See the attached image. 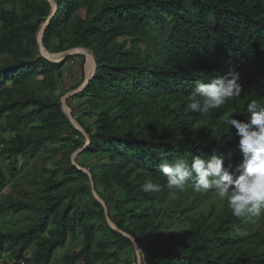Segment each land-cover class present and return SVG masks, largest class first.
Here are the masks:
<instances>
[{"label": "trees", "instance_id": "trees-1", "mask_svg": "<svg viewBox=\"0 0 264 264\" xmlns=\"http://www.w3.org/2000/svg\"><path fill=\"white\" fill-rule=\"evenodd\" d=\"M4 1L12 8L0 9V218L30 221L0 227V264H10L7 253L11 264H132L128 235L148 264H264V214L245 222L215 192L190 186L172 198L159 167L213 152L225 167L240 162L224 118L244 120L247 103L264 104V0H55L45 48L86 50L95 63L67 99L87 137L61 102L83 84L86 57L41 54L50 0ZM229 71L240 75L239 97L185 112L198 81ZM147 177L159 192L140 190ZM72 237L79 247L64 252Z\"/></svg>", "mask_w": 264, "mask_h": 264}, {"label": "clouds", "instance_id": "clouds-1", "mask_svg": "<svg viewBox=\"0 0 264 264\" xmlns=\"http://www.w3.org/2000/svg\"><path fill=\"white\" fill-rule=\"evenodd\" d=\"M242 91L240 75L235 71L217 75L208 82L198 81L187 98L185 112L203 114L221 108L239 97ZM246 113L244 120L234 118V115L224 118L225 124L230 130L234 128L238 137L241 159L234 169L231 165L225 167V158L217 152L208 158L194 155L191 163L180 157L174 162L165 160L160 164L172 198L190 186L197 193L215 192L226 202L232 215L245 222L264 214V104L251 100L247 103ZM139 187L143 193L161 190V185L153 182L151 177ZM235 230L240 231L239 228ZM141 254L143 252L135 245L134 264H142Z\"/></svg>", "mask_w": 264, "mask_h": 264}, {"label": "water", "instance_id": "water-1", "mask_svg": "<svg viewBox=\"0 0 264 264\" xmlns=\"http://www.w3.org/2000/svg\"><path fill=\"white\" fill-rule=\"evenodd\" d=\"M53 4V10H52V13L49 17V20L44 23V25L42 26V29L38 35V44L40 45V51H41V54L46 57L47 59L53 61V62H63L65 61L66 59H68V57L72 56V55H76V54H80V55H84L86 57V60H92L94 62V59L92 58V56L86 51V50H81V49H72V50H68L64 53H50L44 46L43 44V35H44V32L46 30V27L48 26V24L53 20L54 18V15L57 13V10H58V2L55 1V0H50ZM95 65V63H94ZM90 81V78L86 77L83 84L76 90H73L69 93H67L66 95H64L62 98H61V102H62V105H63V108L65 110L68 111L69 113V118L72 122V124L74 125V127H76L77 130L83 132L85 134V132L83 131V129L80 127L79 123L77 122L76 120V117H74L73 115V112H72V109L70 108V106L68 105L67 103V99L77 93H79L80 91H82L86 86L87 84L89 83ZM86 135V134H85ZM87 137V135H86ZM87 144H88V141H87ZM87 146V145H86ZM86 146L84 148H86ZM84 148H81L79 149L76 153H80ZM75 153L72 155V161H73V164H76V161H75ZM82 169V168H80ZM87 173H89L88 170H85ZM92 182V180H91ZM92 186H93V191L94 193L96 194L95 190H94V183L92 182ZM98 199H100L98 196H97ZM103 205L105 207V210H106V214H107V218H108V221H109V224L116 230H118V228L116 227V225L112 222V220L109 218L108 216V209L106 207V204L103 202ZM122 233H124L123 231H121ZM125 235H127L126 233H124ZM131 240L133 241V244H134V247L135 245L137 246V248H139V245L136 241L135 238H133L132 236L128 235Z\"/></svg>", "mask_w": 264, "mask_h": 264}, {"label": "rangeland", "instance_id": "rangeland-1", "mask_svg": "<svg viewBox=\"0 0 264 264\" xmlns=\"http://www.w3.org/2000/svg\"><path fill=\"white\" fill-rule=\"evenodd\" d=\"M1 8H6V9H11L12 8V3L10 2V1H4V2H1L0 3V9ZM3 59H5L4 57H2ZM94 68H95V65H94V62L92 61V60H88L87 62H86V65H85V78L86 77H88V78H90L91 77V75H92V73H93V70H94ZM76 71V72H75ZM73 72H74V74L78 77V79L79 78H82V76H81V72H77V70H75L74 68L72 69V74H73ZM85 78L83 79V80H85ZM72 83V78H71V80H70V82H69V84H71ZM75 101V100H74ZM73 101V103H74V105H76L77 106V109H78V105H80L81 104V101L80 100H77V101H75L74 102ZM1 149V148H0ZM77 154L78 153H76L75 152V156H77ZM21 161H22V159H21ZM47 176H49V174H47ZM20 181L22 182L23 181V179L21 180L20 179ZM24 182V181H23ZM30 188V185L29 184H27V185H25V183H24V185H23V188ZM13 195H15V196H18V194L17 193H15V192H13ZM30 221V219H26V218H21V219H18V218H11V216L9 217V218H7L6 220H2L1 218H0V227L4 230V231H7V228H8V226H11V228H14V229H18V228H20L22 225H24L23 227H22V229L25 227V226H27V223ZM26 224V225H25ZM79 244H80V239L78 238V237H76V238H71V240L69 241V243H68V245H67V247L65 248V249H63V251L64 252H66V251H73V250H75L76 248H78L79 247ZM60 255V254H59ZM59 255L57 256V258L56 259H58V257H59ZM4 258V260L5 261H7V262H9L10 264L11 263H13V257L9 254V253H7L5 256H3ZM3 259H2V262H3ZM131 261H133V258H132V260ZM1 262V263H2ZM132 264H133V262H132ZM142 264H143V262H142Z\"/></svg>", "mask_w": 264, "mask_h": 264}, {"label": "built area", "instance_id": "built-area-1", "mask_svg": "<svg viewBox=\"0 0 264 264\" xmlns=\"http://www.w3.org/2000/svg\"><path fill=\"white\" fill-rule=\"evenodd\" d=\"M141 251H142V249L141 248H139ZM143 252V251H142ZM142 255V254H141ZM141 261L142 262H144L145 260L144 259H142V257H141ZM21 264H24L23 262L21 263ZM134 264V263H133ZM145 264H148L146 261H145Z\"/></svg>", "mask_w": 264, "mask_h": 264}]
</instances>
